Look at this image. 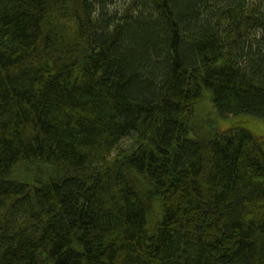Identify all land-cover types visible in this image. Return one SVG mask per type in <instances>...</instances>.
<instances>
[{
    "label": "trees",
    "instance_id": "1",
    "mask_svg": "<svg viewBox=\"0 0 264 264\" xmlns=\"http://www.w3.org/2000/svg\"><path fill=\"white\" fill-rule=\"evenodd\" d=\"M250 118L264 0H0V264H264Z\"/></svg>",
    "mask_w": 264,
    "mask_h": 264
},
{
    "label": "rangeland",
    "instance_id": "2",
    "mask_svg": "<svg viewBox=\"0 0 264 264\" xmlns=\"http://www.w3.org/2000/svg\"><path fill=\"white\" fill-rule=\"evenodd\" d=\"M105 3H108V1H104ZM122 1H111L110 3L112 8L119 7ZM122 5V4H121ZM110 9V7H109ZM204 98V102L200 104V106L197 108L196 116L198 117L199 120H204L207 122H210L211 119L215 121L217 124L218 128L222 131L230 127V124H234V122H237L239 120L238 117H229L228 119H218L215 114V110L210 104V98L209 95L206 94ZM209 98V99H208ZM200 110H205V111H212L211 115H209V112H202ZM252 120L247 121V126L249 129L242 127L243 129L247 130L250 134L253 135V137H256L257 140L261 141L263 146H264V120L262 119H257V118H250ZM131 143V140H124L122 142L123 145H121L122 148H126L127 145Z\"/></svg>",
    "mask_w": 264,
    "mask_h": 264
}]
</instances>
